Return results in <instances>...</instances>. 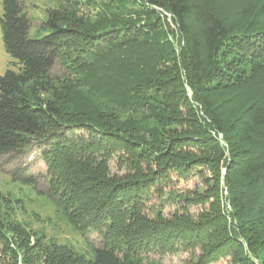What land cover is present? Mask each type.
I'll return each instance as SVG.
<instances>
[{"label": "trees", "instance_id": "16d2710c", "mask_svg": "<svg viewBox=\"0 0 264 264\" xmlns=\"http://www.w3.org/2000/svg\"><path fill=\"white\" fill-rule=\"evenodd\" d=\"M104 4L109 21L121 25L73 37L74 30L63 26L66 17L51 10L42 27L46 33L31 38L21 0H1L2 44L10 61L0 74V172L45 195L37 189L43 179L22 165L28 149H40L46 196L65 210L77 209L70 217L82 233L101 237L81 264H124L122 251L180 246L199 248L197 264L223 257L231 264H257L249 236L258 234L256 217L264 214V96L233 120L223 119L213 96L239 77L232 68L264 64V28L226 24L202 0ZM162 12L174 28L165 25ZM78 75L86 78L84 85L112 97L100 113L84 106L80 121L66 113V100L77 97ZM56 84L67 92L66 100L44 95L55 92ZM81 126L84 136L76 135ZM203 149L219 152L218 159L193 153ZM115 154L126 169L122 175L108 172ZM220 156H226L227 214L184 223L143 218L144 203L160 196L174 175L183 177L203 163L217 170ZM49 264L68 259L60 255Z\"/></svg>", "mask_w": 264, "mask_h": 264}, {"label": "rangeland", "instance_id": "374dc122", "mask_svg": "<svg viewBox=\"0 0 264 264\" xmlns=\"http://www.w3.org/2000/svg\"><path fill=\"white\" fill-rule=\"evenodd\" d=\"M92 1L81 0L77 4L74 0H21L31 22L29 36L39 38L46 33L42 27L51 10H58L66 17L67 21L63 26L74 30L71 34L73 37H78L79 33H93L122 24L109 21L113 17L108 16L104 4L107 0H96L95 3ZM115 1L120 3L126 0ZM263 1L202 0L226 24L239 22L244 25L251 24L257 29L264 28V14L260 11ZM162 19L165 25L168 22L170 28H174L175 25L169 14L162 12ZM169 39L175 46L178 44L176 38ZM9 61L10 58L3 48L0 29V74L5 71ZM232 70L234 75H239L235 83L232 82L229 87L222 88V91L213 96V101L219 104V111L225 120L237 118L250 102L264 96V64L255 62L246 67H234ZM75 79L73 91L78 93L72 102L69 101L71 98L67 99V92L59 89L60 84H56L55 92L53 90L44 94L48 97L62 95L64 100L67 99L66 113L69 114V118L80 121L81 110L86 105L89 106L86 109L88 113L93 111L90 105L99 110L97 111L99 113L104 106L111 105L109 100L112 97L103 96L102 90L97 92L96 88L84 85L86 78L78 75ZM187 94L189 96L192 94L189 87ZM199 113L201 114V111ZM119 119L122 120L123 115ZM167 127L179 130L175 124ZM84 129L86 130L85 126L78 127L76 135L84 136L86 134ZM217 137L220 143L225 145L222 135L219 134ZM193 153L197 156L207 154L213 159L219 157V152L208 149L194 150ZM225 158L226 156H220L217 170L212 168V165L203 163L183 177L174 175L168 186L163 188L164 192L160 196L154 195L150 201L144 203L140 210L143 218L157 223L170 221L184 223L198 221L202 216L218 211L227 214L230 206L225 198L227 188L223 181ZM22 165L27 172L43 179L39 181L37 189L45 195L39 194L30 185L13 180L7 171L0 172V222L2 223L0 230L3 235V237L0 235V264H49L52 259L60 255L68 259V264H81L92 256L91 245L101 242L100 235L91 230L87 234L82 233L80 224L70 217L72 211L76 212L77 209L65 210L57 199L46 196L44 178L46 165L41 160L40 149L36 146L28 149L23 155ZM5 168L10 169L9 166ZM107 168L110 175H122L126 172L117 154L110 158ZM256 218L258 224L255 225L258 226L255 230L258 234L254 231V236H249L253 243L250 249L255 255L256 263L261 264L264 263V214ZM230 223L236 224L232 221ZM245 248L249 249L246 243ZM199 253L197 247L180 246L166 252L151 249L135 254L122 251L119 254L124 264H197ZM209 264H231V259L223 257Z\"/></svg>", "mask_w": 264, "mask_h": 264}]
</instances>
